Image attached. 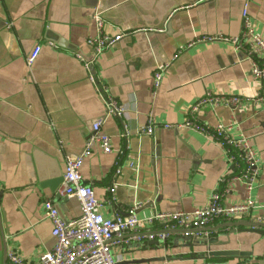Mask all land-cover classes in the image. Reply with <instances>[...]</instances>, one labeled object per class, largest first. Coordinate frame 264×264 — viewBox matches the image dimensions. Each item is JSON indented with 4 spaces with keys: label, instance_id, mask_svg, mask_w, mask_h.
<instances>
[{
    "label": "crops",
    "instance_id": "0c3cea01",
    "mask_svg": "<svg viewBox=\"0 0 264 264\" xmlns=\"http://www.w3.org/2000/svg\"><path fill=\"white\" fill-rule=\"evenodd\" d=\"M243 4L0 0V264H6L9 250L33 263L52 249L51 224L42 215L45 200L54 203L63 220L79 215L76 199L62 197L58 190L63 156L79 155L92 124L103 116V105L74 56L90 53L86 40L95 35L96 9L106 33H127L92 66L108 96L124 109L120 119L107 118L101 127L114 152L103 154L95 148L80 169L83 183L101 203V214L127 217L134 207L140 219L159 212H189L206 205L215 191L225 206L245 199V186L233 179L239 168L229 165L218 144L190 130L162 127L183 123L205 95L241 97L235 110L205 106L194 116L210 127L235 118L260 163L250 195L264 204V109L253 103L260 87L250 75V61L228 44L187 46L205 36L240 35ZM247 11L264 38V0H249ZM35 48L39 52L29 70L25 58ZM163 65L168 67L154 90L153 73ZM123 125L130 131L126 141L120 137ZM151 125V136L139 135L140 128ZM116 151H122L121 157ZM221 178L225 182L220 183ZM260 214L254 209L241 219L258 221ZM226 222L218 219L188 237L174 233L157 251L151 246L144 251L132 242L114 252L121 264H264V235L230 234L221 229ZM150 227L160 229L155 223ZM208 237L215 239L210 251L239 255L192 261V255L206 249L197 241ZM166 257L173 260L149 261ZM142 260L150 263L136 262Z\"/></svg>",
    "mask_w": 264,
    "mask_h": 264
},
{
    "label": "built area",
    "instance_id": "2783aa9c",
    "mask_svg": "<svg viewBox=\"0 0 264 264\" xmlns=\"http://www.w3.org/2000/svg\"><path fill=\"white\" fill-rule=\"evenodd\" d=\"M243 1L241 13L242 30L236 37H227L221 34L210 35L196 39L189 43H223L228 44L235 51L243 53L250 61V75L259 84V93L253 103L264 109V38L257 32L248 11L249 0ZM95 26V35L86 40L90 49L87 57L75 54V59L82 65L88 82L103 105V116L92 124L91 133L85 140L82 152L77 156L64 155V170L62 182L58 194L62 197L74 198L79 204L78 217L71 220H63L51 200L42 202V215L51 224V236L54 245L50 251L42 253L36 262L30 263L14 250L6 252V264H121V258L114 250L133 243H141L143 240H158L166 242L170 236L167 232L176 230L184 231L183 236L191 234L187 232L207 227L218 219L231 221L236 217H246L252 210L260 211L258 221L264 222V204H258L250 195L253 185L257 181L260 172L259 158L251 139L242 133L238 122L233 117L228 123H219L214 127L200 123L195 118L201 107L225 106L236 109L241 105V97L236 95L212 96L205 95L197 101L187 112V118L177 125H163L164 129L190 130L198 133L208 140L214 141L223 150L227 162L231 166L239 168V174L233 179L241 181L245 186L246 197L243 201L230 205L221 203V194L215 191L209 197L206 205L195 208L192 211L159 212L144 219L138 218L133 211L129 216L115 215L106 218L101 214V203L95 197L93 189L83 183L80 169L83 160L92 154L93 149L98 148L103 154L114 152L111 139L101 131L102 123L110 117L121 118L124 109L107 94V87L97 78L92 71L98 56L105 50L116 45L127 33L120 31L113 35L105 32V23L101 12L96 9L92 15ZM52 46V44H50ZM39 48L33 49L25 58V64L30 70L36 59ZM177 58V55L173 59ZM168 65L158 67L153 73L152 87L157 90ZM154 127L147 126L139 129L138 133L151 136ZM130 131L123 125L120 137L127 140ZM121 157L122 151H116ZM131 167V163H129ZM128 164V165H129ZM119 169L116 170V173ZM225 182L224 178L219 180ZM153 223L160 226L159 230L166 231L149 234L145 238L140 234L150 233L154 230L147 228ZM198 234V233H197Z\"/></svg>",
    "mask_w": 264,
    "mask_h": 264
},
{
    "label": "water",
    "instance_id": "95a60500",
    "mask_svg": "<svg viewBox=\"0 0 264 264\" xmlns=\"http://www.w3.org/2000/svg\"><path fill=\"white\" fill-rule=\"evenodd\" d=\"M150 202V201H149ZM150 206V203H147ZM242 228V229H240ZM208 228H203V229H199V230H193V231H189L187 232L188 234H193V233H199V232H203L206 231ZM221 229H229V233L230 234H235V233H255L258 235H264V222L262 221H252V220H242L241 217H236L235 219L226 222ZM238 229V230H237ZM160 232H166V231H153L150 233H143L140 234L139 237L141 238H145L147 236H149V234H153L155 235L156 233H160ZM169 235H172L174 233L180 234V235H184L185 232L181 231V230H176V231H172V232H167ZM215 239H211V238H204L200 241H197V245L203 246L205 247V251L201 254H197V255H192L191 260L192 261H196V260H201V261H206L207 259L211 258V257H223V258H229V257H235L237 255H239L238 252L236 251H210L209 248L211 247L212 243L215 242ZM163 243L164 247L166 242H161L158 240H152V241H148V240H143L141 243H138L137 246L141 247L142 250H146V247L151 246L153 247V251H157L160 250V244ZM137 247V248H138ZM169 261V260H173L170 259L169 257L166 258H159V259H151L149 261ZM147 260H142V261H136V262H140V263H150Z\"/></svg>",
    "mask_w": 264,
    "mask_h": 264
}]
</instances>
